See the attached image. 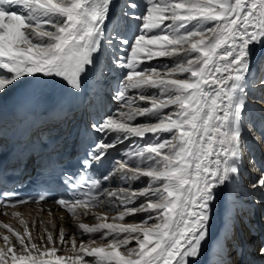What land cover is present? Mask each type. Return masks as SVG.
Segmentation results:
<instances>
[{"label": "snow or ice", "instance_id": "snow-or-ice-1", "mask_svg": "<svg viewBox=\"0 0 264 264\" xmlns=\"http://www.w3.org/2000/svg\"><path fill=\"white\" fill-rule=\"evenodd\" d=\"M256 48L264 0H0V264H264Z\"/></svg>", "mask_w": 264, "mask_h": 264}, {"label": "bare ground", "instance_id": "bare-ground-1", "mask_svg": "<svg viewBox=\"0 0 264 264\" xmlns=\"http://www.w3.org/2000/svg\"><path fill=\"white\" fill-rule=\"evenodd\" d=\"M260 56H264V49L261 48H256L254 49V58H258ZM51 83V82H49ZM56 86L59 84L53 83ZM26 86H28V84H25L24 86H22L21 88L16 89L13 93H10L8 96L3 98V105L7 108L8 104L17 96V94H19ZM61 89V88H60ZM155 91V90H152ZM167 135V134H165ZM153 139V137L149 134L148 137H146V139L144 141H142L143 143H148ZM255 143V142H254ZM258 144V143H255ZM257 147V146H256ZM256 155V153H255ZM137 186H143L142 183L138 182ZM25 213L27 214L29 212V209L27 207H25ZM31 217L36 219L37 221L39 220H44L47 221L48 217L45 214H38L36 212H32L31 213ZM129 219H132L131 217ZM0 220H3L4 222H10V223H14L15 221H10L7 217H0ZM213 220H214V224H215V229H216V234L220 239H223V230H225V227H227L228 225H226V215H225V206L221 203V204H217L215 206L214 209V216H213ZM42 225L38 224V228L41 227ZM249 237L248 233L247 235L245 234L243 236V239Z\"/></svg>", "mask_w": 264, "mask_h": 264}, {"label": "rangeland", "instance_id": "rangeland-1", "mask_svg": "<svg viewBox=\"0 0 264 264\" xmlns=\"http://www.w3.org/2000/svg\"><path fill=\"white\" fill-rule=\"evenodd\" d=\"M259 59H264V56H260L259 57ZM164 63H168V64H171L172 63V61L171 60H169V59H157V60H153V61H151V64H146L147 66H151V65H160V64H164ZM145 66V65H144ZM142 142V141H141ZM147 143V142H146ZM257 146V147H256ZM261 146H264V145H260V144H254L253 145V147H255V150H258V148L259 147H261ZM253 151L254 153L256 152V151ZM262 151V150H261ZM258 155V153H256V156ZM264 155V154H263ZM258 157H260V156H258ZM257 157V158H258ZM259 159V158H258Z\"/></svg>", "mask_w": 264, "mask_h": 264}]
</instances>
